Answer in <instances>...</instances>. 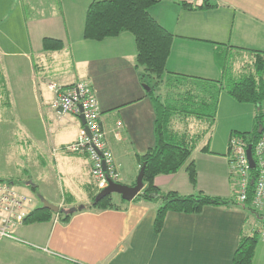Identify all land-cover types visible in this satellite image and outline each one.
<instances>
[{
    "label": "crops",
    "instance_id": "obj_1",
    "mask_svg": "<svg viewBox=\"0 0 264 264\" xmlns=\"http://www.w3.org/2000/svg\"><path fill=\"white\" fill-rule=\"evenodd\" d=\"M92 1L76 0L67 5L60 19L35 16L32 21L28 14L30 0H0V73L7 78L8 87L13 81L9 77L16 78L18 92L26 85L30 87L40 110L51 109L48 117L40 113L44 127L40 137L46 150L34 145L37 160L43 164L47 156L55 162L64 155L73 157L62 166L68 175V190L61 196L30 184L40 192L39 198L59 206L66 204L69 211H75L79 195L85 205L89 204L96 184L86 155L55 151L77 139L82 122L78 117L79 123L70 119L65 122L68 113L52 108L56 95L49 87L51 83L62 87L78 81L91 84L109 146L119 165L118 182L135 184L141 168L138 155L152 147L155 140L154 109L146 96L149 89L141 81L144 69L137 66L135 37L123 32L104 40L85 38L86 12ZM212 1L217 7L202 10L186 9L174 0H161L149 8L174 36L167 71L218 79L221 70L214 55L217 45L264 51V0ZM33 9H37L34 4ZM44 37L60 38L65 46L45 51ZM233 108L241 109L237 105ZM67 128L73 136L64 140L62 134ZM117 131L119 137L115 136ZM212 137L209 151L202 150L204 141L191 155L198 170L197 183L192 185L181 169L155 177L161 190L235 195L237 181L226 141L219 137L217 142L216 136ZM156 214L153 204L130 202L123 209L77 211L67 223L57 214L51 220L28 222L16 228V239L0 240V264H234L241 237L251 235L263 221L255 214L249 217L240 204L208 205L199 213L168 212L162 230L156 232ZM262 242L256 247L253 264H264Z\"/></svg>",
    "mask_w": 264,
    "mask_h": 264
},
{
    "label": "trees",
    "instance_id": "obj_2",
    "mask_svg": "<svg viewBox=\"0 0 264 264\" xmlns=\"http://www.w3.org/2000/svg\"><path fill=\"white\" fill-rule=\"evenodd\" d=\"M160 1L93 0L88 6L84 25V37L91 40H104L123 32H131L135 37L137 66L144 69L141 81L149 89L146 96L153 105L155 115L154 145L144 154L138 155L140 165H145L144 188L132 201H128L117 193L98 199L100 191L94 185L95 190L88 205H78L75 211H66L62 206L59 211L39 206L29 213L26 223L51 220L56 214L67 223L77 211L123 209L130 202H145L155 206L157 214L154 229L160 232L168 212L199 213L208 205L240 204L250 213L249 217L255 214L263 220L260 226L253 228L251 235L241 237L234 255V264H253L264 226V213L253 206L252 192L246 202L238 203L235 196L163 191L155 183V177L184 169L191 184L197 183L198 170L191 155L204 141L206 143L202 150L209 151L210 131L214 126L220 95L224 89L237 102L252 103L255 106L253 128L246 132L234 130L230 138L237 135L254 143L261 137L264 132V51L217 45L214 55L222 74L218 79L169 72L166 63L174 36L149 12V8ZM174 1L189 10L217 7L212 0ZM64 46L65 41L60 38L43 39L45 51L61 50ZM0 95L5 96V103L10 106V90L1 73ZM192 124L196 126L195 131L191 129ZM0 180L13 184L22 183L19 179L1 176Z\"/></svg>",
    "mask_w": 264,
    "mask_h": 264
},
{
    "label": "rangeland",
    "instance_id": "obj_3",
    "mask_svg": "<svg viewBox=\"0 0 264 264\" xmlns=\"http://www.w3.org/2000/svg\"><path fill=\"white\" fill-rule=\"evenodd\" d=\"M75 2L76 0H30L28 7L29 20L33 21L32 18L35 16L45 19L58 16L60 19L62 17L61 10L65 9L67 5H73ZM33 4L37 7L36 10L33 9ZM230 61H232V58ZM9 78L13 80L9 86L12 89L10 90V92L12 91L10 93L11 105L7 106L5 96L0 95V176L19 179L22 183H16L17 188L37 198L36 204H42L39 198L40 192L36 191L30 183L38 184L45 193L61 196L64 191L68 190V175L62 166L65 165L64 163L73 160V157L64 155L61 156L63 159L60 158V161L55 162L47 156L46 163L43 164L40 160H37L36 149H39L37 145L41 147L40 150H46L43 148V140L40 137V133L44 132L40 113L42 115L45 113L48 117L51 109L50 111L40 110L30 87L26 85L23 91L18 92L15 89L16 78L13 75ZM218 78H220V74ZM221 94L223 98L220 95L219 108L214 126L210 131V137L216 136L217 142L220 140L219 137L226 141L228 152L230 134L234 126L238 128L235 130L244 132L253 128L255 106L252 103L237 102L225 89ZM234 105L241 107V109L236 110L233 108ZM68 119L79 123L78 118L71 114H66L65 122ZM68 128L72 129L71 126ZM68 128L66 129L67 132L62 134L64 140H69L73 136V131ZM191 129L196 130L195 124L191 125ZM27 137L30 139H27ZM55 142H59V139H56ZM34 145L36 149H34ZM53 146H56L55 143H53ZM74 190L77 194L80 191L79 189ZM79 196L80 203L78 205H85L84 201L81 200V195ZM115 196L118 197L117 194ZM62 207L68 209L66 204ZM262 241L261 239L259 245L263 243Z\"/></svg>",
    "mask_w": 264,
    "mask_h": 264
},
{
    "label": "built area",
    "instance_id": "obj_4",
    "mask_svg": "<svg viewBox=\"0 0 264 264\" xmlns=\"http://www.w3.org/2000/svg\"><path fill=\"white\" fill-rule=\"evenodd\" d=\"M55 92L52 108L59 113H68L75 117L83 115L78 137L55 151L68 154H84L92 166V176L96 187L101 191L109 185V180L118 181V163L109 146L107 131L102 123L100 104L92 92L91 84L78 81L62 87L51 83ZM121 122H118V126ZM119 131L115 136L119 137ZM252 146L255 166L252 167L248 157V147ZM230 166L237 181L235 201L244 203L250 192L253 193V206L264 213V132L254 143L246 138L233 135L229 141ZM37 198L19 190L8 181L0 180V240L16 239V228L26 223V218L36 208ZM260 239L264 241V226Z\"/></svg>",
    "mask_w": 264,
    "mask_h": 264
},
{
    "label": "water",
    "instance_id": "obj_5",
    "mask_svg": "<svg viewBox=\"0 0 264 264\" xmlns=\"http://www.w3.org/2000/svg\"><path fill=\"white\" fill-rule=\"evenodd\" d=\"M59 111H62V108H60ZM79 118L82 123H85V118L83 115H80ZM248 157H249L251 166L254 167L255 161L252 155L251 145L248 147ZM144 173H145V165L141 166L134 185H126V184L110 179L109 185L98 193L97 198L102 199L106 195L117 193V194H120L124 199L128 201H132L144 188ZM40 200H41L43 208H47L53 211L60 210L59 205H55L49 202L46 198L41 196Z\"/></svg>",
    "mask_w": 264,
    "mask_h": 264
}]
</instances>
